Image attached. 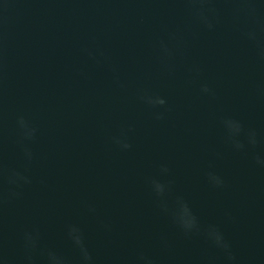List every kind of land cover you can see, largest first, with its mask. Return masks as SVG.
Listing matches in <instances>:
<instances>
[{"label":"water","instance_id":"95a60500","mask_svg":"<svg viewBox=\"0 0 264 264\" xmlns=\"http://www.w3.org/2000/svg\"><path fill=\"white\" fill-rule=\"evenodd\" d=\"M214 6L219 22L208 30L185 0H0V165L31 179L18 187L0 178V264H27L26 231L76 264L71 224L96 264H136L140 253L157 264H226L203 233L186 238L175 225L177 197L202 225L221 226L233 264H264V55L243 35L264 25V0L255 19L237 17L231 0ZM143 94L167 103L154 107ZM228 117L259 143L242 134L246 147L236 150ZM124 133L127 150L114 142ZM152 179L169 186L168 212Z\"/></svg>","mask_w":264,"mask_h":264},{"label":"clouds","instance_id":"9594fccd","mask_svg":"<svg viewBox=\"0 0 264 264\" xmlns=\"http://www.w3.org/2000/svg\"><path fill=\"white\" fill-rule=\"evenodd\" d=\"M189 5L190 14L208 30H214L219 22L220 12L214 4L215 0H185ZM237 6L233 9L234 14L239 17L244 15L249 18H257L259 15V0H231ZM264 32V25L258 29L256 27L246 28L243 35L252 42L260 51L261 55H264V38H261L260 33ZM160 47L165 56H172L173 52L169 45L161 41ZM87 51V50H86ZM89 55H94L89 51ZM201 91L204 94H212L213 90L205 83L201 86ZM141 99L152 106H164L167 101L162 96H153L148 94L141 95ZM157 119H163L164 113L157 112ZM21 128L25 129V136L27 138H33L35 135V129L30 128L27 121L21 117L19 119ZM224 127L228 132V140L236 150H244L246 144L241 139L242 134L246 135L247 145L255 147L259 141L257 139V133L254 129H249L245 133L244 124L242 121L228 117L223 121ZM114 142L120 146L122 150H127L132 145L127 140V134L124 133L120 137H114ZM26 157L30 161L32 153L30 150H26ZM256 163L264 167V157L256 156ZM163 173L168 172L166 166L161 167ZM0 178H6L9 185L22 186V184L31 183L30 177L24 175L22 172L16 170H6L0 165ZM209 182L213 187H223L225 184L224 178L215 172L208 173ZM151 186L153 192L161 198V208L165 211H169L168 203L165 199L166 192L169 190V186L158 179L151 180ZM20 192L11 191L9 197H19ZM4 202V195L0 193V205ZM89 211L94 212L95 209L89 206ZM173 222L181 230L186 238H192L195 235L203 233L210 244L221 254L226 264H233L236 260L235 253L232 250L230 240L227 238L225 232L218 224L202 225L198 216L193 212L188 202L183 197H177L174 207L170 210ZM106 230L110 229L109 224H103ZM67 236L72 242L74 248L77 250L78 257L76 264H96L95 258L92 252L89 250L84 230L77 224H71L67 227ZM24 245L27 251V264H37L36 253L39 251L43 258V264H73V262L65 256L62 252L54 248L40 249V234L38 231H26L24 233ZM136 264H157L156 260L151 256L140 253ZM207 264H215L214 258H209Z\"/></svg>","mask_w":264,"mask_h":264}]
</instances>
